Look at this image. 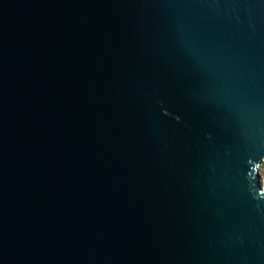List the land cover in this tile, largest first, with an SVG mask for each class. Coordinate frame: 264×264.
I'll list each match as a JSON object with an SVG mask.
<instances>
[{
  "label": "water",
  "instance_id": "obj_1",
  "mask_svg": "<svg viewBox=\"0 0 264 264\" xmlns=\"http://www.w3.org/2000/svg\"><path fill=\"white\" fill-rule=\"evenodd\" d=\"M264 0H0V264H264Z\"/></svg>",
  "mask_w": 264,
  "mask_h": 264
},
{
  "label": "rangeland",
  "instance_id": "obj_2",
  "mask_svg": "<svg viewBox=\"0 0 264 264\" xmlns=\"http://www.w3.org/2000/svg\"><path fill=\"white\" fill-rule=\"evenodd\" d=\"M264 169V166H261ZM262 180H264V172H262Z\"/></svg>",
  "mask_w": 264,
  "mask_h": 264
}]
</instances>
